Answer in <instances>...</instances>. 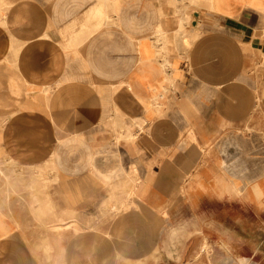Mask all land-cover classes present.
<instances>
[{
  "label": "crops",
  "instance_id": "0c3cea01",
  "mask_svg": "<svg viewBox=\"0 0 264 264\" xmlns=\"http://www.w3.org/2000/svg\"><path fill=\"white\" fill-rule=\"evenodd\" d=\"M10 161L50 180L49 222H112L99 264L162 243L169 263L211 264L234 222L261 237L236 209L264 212V0H0ZM91 210L111 215L75 214Z\"/></svg>",
  "mask_w": 264,
  "mask_h": 264
},
{
  "label": "rangeland",
  "instance_id": "374dc122",
  "mask_svg": "<svg viewBox=\"0 0 264 264\" xmlns=\"http://www.w3.org/2000/svg\"><path fill=\"white\" fill-rule=\"evenodd\" d=\"M83 151L85 154L87 148L75 147L77 155L82 156ZM37 169L39 171V168L18 166L11 161L0 163V208L14 220L0 222V264H99L96 252L106 251L109 255L114 247L113 241H108L109 237L101 243L97 241L101 232L110 233L112 222H49V194L44 195V191L49 190L50 180L35 178L34 171ZM84 213L92 219L103 214H107V217L111 215V212L98 210L75 212L77 216ZM242 213L251 218H264V212L236 209V215ZM6 223L9 230L4 226ZM254 223L250 222V229L246 222L233 223L235 234L231 238L230 251L222 252L223 249H220L214 252L209 250V246L206 247L203 253L212 256L210 263L264 264V235H255L258 227ZM249 231L251 235H248ZM259 243L261 251L255 252ZM162 247L163 243L155 256L143 260L142 264H176L164 258ZM121 248L128 252L130 244L121 243Z\"/></svg>",
  "mask_w": 264,
  "mask_h": 264
},
{
  "label": "bare ground",
  "instance_id": "6f19581e",
  "mask_svg": "<svg viewBox=\"0 0 264 264\" xmlns=\"http://www.w3.org/2000/svg\"><path fill=\"white\" fill-rule=\"evenodd\" d=\"M44 99H45V98H44ZM128 108H129V107H128ZM119 121H120V120H119ZM121 123H122V122H121ZM122 129H123V128H122ZM121 132H122V131H121ZM8 178H9V177H8ZM38 210H39V209H38ZM38 212H39V211H38ZM106 215H107V214H106ZM39 217H40V216H39ZM71 219H72V218H71ZM45 223H46V222H45ZM64 223H65V222H64ZM87 225H88V224H87ZM52 227H53V226H52ZM50 230H51V229H50ZM57 234H58V233H57ZM57 234H56V235H57ZM49 235H50V234H49ZM54 236H55V235H54ZM54 236H53V237H54ZM52 239H53V238H52ZM53 241H54V240H53ZM52 247H53V246H52ZM56 251H57V250H56ZM58 251H59V250H58ZM70 251H71V250H70ZM57 253H58V252H57Z\"/></svg>",
  "mask_w": 264,
  "mask_h": 264
}]
</instances>
